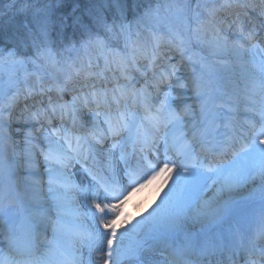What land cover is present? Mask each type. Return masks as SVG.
Instances as JSON below:
<instances>
[{
  "label": "snow or ice",
  "instance_id": "6c2138e0",
  "mask_svg": "<svg viewBox=\"0 0 264 264\" xmlns=\"http://www.w3.org/2000/svg\"><path fill=\"white\" fill-rule=\"evenodd\" d=\"M0 264H264V0H0Z\"/></svg>",
  "mask_w": 264,
  "mask_h": 264
},
{
  "label": "bare ground",
  "instance_id": "6f19581e",
  "mask_svg": "<svg viewBox=\"0 0 264 264\" xmlns=\"http://www.w3.org/2000/svg\"><path fill=\"white\" fill-rule=\"evenodd\" d=\"M162 196L163 191L157 193L153 190L146 189L141 192V195L136 196V200L129 201L126 206V211L129 212L133 218H140L142 215H146L147 211L151 210L150 205L154 206V201H158Z\"/></svg>",
  "mask_w": 264,
  "mask_h": 264
},
{
  "label": "rangeland",
  "instance_id": "374dc122",
  "mask_svg": "<svg viewBox=\"0 0 264 264\" xmlns=\"http://www.w3.org/2000/svg\"><path fill=\"white\" fill-rule=\"evenodd\" d=\"M49 233H51V232H49Z\"/></svg>",
  "mask_w": 264,
  "mask_h": 264
}]
</instances>
